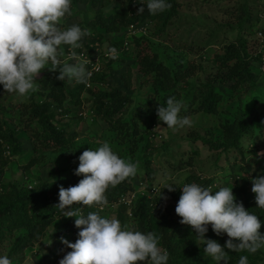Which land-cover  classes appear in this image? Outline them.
Wrapping results in <instances>:
<instances>
[{"label": "trees", "instance_id": "1", "mask_svg": "<svg viewBox=\"0 0 264 264\" xmlns=\"http://www.w3.org/2000/svg\"><path fill=\"white\" fill-rule=\"evenodd\" d=\"M108 1L113 5V11L109 13L104 11L107 5L104 6L101 0H72L71 3V6H74L77 3L86 4L89 2L91 7L96 9L93 18L87 23L96 29L93 30L95 36L92 40L84 36L80 42L81 47L74 50L79 57L81 55V60L82 57H85L90 62L87 63L86 69L91 70V76L86 83H77L75 80L70 83L66 79L58 80L56 79L58 71H49L46 68L39 76L34 77L36 90L27 97L8 93L0 86V177L12 160L25 153L19 133L25 135L32 145L31 158L22 168L25 176L29 174L31 168L37 166L39 162L42 163L40 158L44 152L64 151L69 153V159H73L76 156V151H82L83 147L75 144L80 134L77 131H70L69 127L76 123L75 121H83L84 113L82 111L85 109L81 108V96L86 93L88 95L86 102L90 103L87 110L92 116L90 123L96 126L99 123V127H101L99 138L107 140L118 156L126 158L130 162L139 161L148 175V178L141 179L151 180L150 162L145 154L150 148L152 149L150 137H156L153 132L156 120H158L156 109L164 104L167 97L175 96L184 105L180 116L188 118L194 114H198L201 118L219 116L218 121H213L208 127L213 130H206L203 135L195 130L189 131L187 139L193 142L199 141L218 155L238 154L240 158L238 169L231 168V172H234L231 173L232 176H229V173L225 176H229L235 202L242 204L245 210L257 215L258 220L261 221L258 231L264 233V210L256 208L254 194L251 192V180L264 175V171H259L253 177L246 174L248 171L243 165L245 155L241 146L245 137L253 136V122H258L259 119L263 120L264 111L261 113L253 111L248 118L241 106L235 109L229 107L222 117L219 106L224 102L216 89L218 80L221 83H229L230 88L236 90L245 83L255 84L261 74L252 71V67L255 64L258 69L262 65L261 61H264V45L260 43L261 39L258 37L259 34L264 37V27H259V11L255 9L252 0H199L197 3L194 0H188L198 7L217 4L215 8L226 15V20L234 18L235 23L234 25L229 22L216 23L214 19L207 20V14L198 13L199 24L191 22L188 24V28L186 26L183 29L187 28L185 31L188 32L191 28L201 24L200 30L196 29L198 43L191 41L183 48V45L181 47L178 45L177 39L173 40L172 44L176 46L175 48L180 49L176 52L182 54L177 61V66H170L165 60L163 52L157 50L161 44H152V41L156 38L160 43L166 41L170 25H174V27L185 25V23L179 25L175 23V20L182 19L178 0H167L171 7L156 15L149 14L146 8L143 12L137 13L138 8L144 7L138 3L139 0L138 2L137 0ZM225 3L226 5H224ZM107 8L106 10H108ZM63 26L60 21V27L63 28ZM78 26L82 30H86L83 22ZM138 27L144 28L145 34L131 41L135 49L131 54L130 52L128 54L133 58L143 82L149 83L151 86V93L145 95L146 101L142 104L145 109L143 112L145 118H141L135 112L134 105H139V103H136L125 89L130 84L129 71L122 75L124 78L122 87L112 84L108 78L112 74V62L116 59L105 55L107 62L102 64L99 61L98 69H92L94 57H91V52L94 49L92 44L102 45L104 40L108 42V47H115L117 52L122 51L127 54L126 45L122 39L107 40L103 35L118 33L121 28L136 29ZM229 32L237 33L233 40L221 37L223 39L219 41V35ZM192 42L197 43L196 48ZM143 43L145 46L138 49ZM210 46H213V49ZM208 52L211 54L208 55ZM200 53L203 57L206 56V59L209 57L208 59L213 63L216 72L199 81H187L195 74V68L203 70L199 65L195 67L193 63L183 61L182 58L188 54ZM58 58L60 60L62 58L60 52ZM73 61L72 59L61 60L62 63H72ZM263 74L264 72H262ZM179 82L182 85L186 84L187 89L182 91L183 93H181L180 86L177 85ZM15 95H17V102L12 103L11 100L16 97ZM227 103L226 101L225 104ZM129 107L131 110L127 112ZM75 108L79 111L77 115L71 117L72 124L66 120L61 121L62 118L66 119L73 113ZM13 124L16 125V128L12 126ZM215 126L217 131H214ZM263 140L264 137L261 138L260 135L253 139L254 143ZM100 146L101 144H97L96 148ZM163 147L166 148L167 145L162 144L161 148ZM89 148L92 149V145ZM139 153L141 154L139 155ZM236 160L234 158L233 162H237ZM73 166V164L67 168H60L58 165L50 166L47 170L48 179L56 176L54 180L37 178L34 185L22 187H18L16 181L10 180L0 185V241L14 236L12 242L8 243V257H15L25 247L31 246L34 240L42 239L47 228L53 223L55 215L62 212L56 207L59 202L58 188L67 189L70 186H75L83 178V176L74 175ZM71 170L73 173L69 177H60L62 173L66 174ZM213 181V177L202 178L190 175L186 177L184 184L197 183L216 191L219 188H216ZM163 188L156 189L150 186L149 193L153 195L151 200L137 199L130 206L129 217L126 212L127 207L119 203L121 197H125L135 190L132 179L129 177L116 186L106 189L105 196L108 201L106 205L117 206L116 216L121 225L125 226L126 222H131L130 227H126L127 229L144 233L149 231L158 233L161 237L159 245L169 254L167 264H215L210 257L203 253V246L195 239V233L190 226L181 225L180 217L174 213V205L181 194L180 189L175 188L173 191H168ZM103 206L93 204L72 207H80L83 214L92 211L102 216L100 207ZM79 231L80 229L74 226V218H70L60 223L49 235V238L56 240L67 233L77 234ZM205 238L215 240L221 245L222 250L229 256L228 264H236L240 255H247L249 264H264V249L253 254L228 250L223 247L225 241L229 239L227 235L224 233L219 236L215 235L210 225ZM137 264H141V262H137ZM220 264H223V261Z\"/></svg>", "mask_w": 264, "mask_h": 264}, {"label": "clouds", "instance_id": "2", "mask_svg": "<svg viewBox=\"0 0 264 264\" xmlns=\"http://www.w3.org/2000/svg\"><path fill=\"white\" fill-rule=\"evenodd\" d=\"M71 3L72 0H0V86L6 92L27 97L36 90L34 77L46 68L58 71L56 79L61 81L68 78L86 83L90 78V69H86L89 60L85 57L81 60V55L74 51L81 47L80 41L87 31L75 24L67 28L59 26L62 18L70 14ZM138 3L144 7L138 8L137 13L146 8L151 15L171 7L167 0H139ZM62 45L69 46L68 59L74 63H62L58 58ZM107 55L116 59L118 52L115 47H108ZM92 64L98 66L96 61ZM183 107L175 96L167 97L156 109L158 120L170 129L189 125V118L180 116ZM261 155L264 153H257L256 158ZM77 159L74 175L83 178L75 186L58 188L56 207L64 212L62 216L73 217L74 226L80 231L74 243L61 238V243L70 251L58 264H167L169 254L159 245L158 233L129 230L115 217L106 218L92 211L83 214L80 207H72L106 205V189L134 176L137 164L118 156L108 142L95 150L83 151ZM251 184L256 208L264 210V175L252 179ZM175 188L168 184L163 189ZM231 188L225 186L213 191L197 183H185L179 187L181 194L174 208L180 217L179 223L190 226L195 239L203 246V253L215 264L221 261L228 264L229 256L219 243L205 238L209 225L215 235H227L229 239L223 247L228 250L253 254L264 249V233L258 231L261 221L235 202ZM132 194L136 196L129 205L119 201L127 207L129 217L130 206L140 198L135 190L125 197ZM152 196L149 193L145 200H151ZM0 264H12V261L0 255ZM236 264H249L248 256L240 255Z\"/></svg>", "mask_w": 264, "mask_h": 264}, {"label": "rangeland", "instance_id": "3", "mask_svg": "<svg viewBox=\"0 0 264 264\" xmlns=\"http://www.w3.org/2000/svg\"><path fill=\"white\" fill-rule=\"evenodd\" d=\"M179 2V12L181 14L182 19L179 21L178 19L175 20L176 24L185 23V25H179L178 27H174L170 25L168 30V38L166 41L160 43L159 39L156 38L152 41V44L158 43L161 44L157 47L158 51L163 52L165 60L170 66H177V61L180 59L182 54H179L176 51H179V48H175L172 43L174 39H177L178 45L185 48L187 43L194 41L197 42V30H200V26L191 28L188 32L185 30L188 28V24L191 22H195L199 24L197 17H200L199 14H207V20L214 19L216 23L220 22H229V24L234 25V18H231L229 21L226 20V15L222 14L217 6H207L205 7H198L194 3L188 0H178ZM196 3L199 0H194ZM251 1V0H249ZM104 6L107 5V9L104 8L106 13L113 11V5L108 0H101ZM252 4H254L255 9L259 11V27H264V0H252ZM199 4V3H198ZM226 5V3L224 4ZM223 5V6H224ZM257 5V6H256ZM96 11L95 8H92L90 3L87 2L86 4L77 3L74 6H70V14H66L61 23L64 25L63 28H67L71 25H78L79 23L83 22L86 27L87 34L85 35L87 39L92 40L95 36L94 28L87 23L93 18V14ZM180 17V16H179ZM177 21V22H176ZM179 21V22H178ZM60 26V25H59ZM187 28L183 30L185 27ZM171 31L173 32L171 34ZM145 34L144 28H129L119 29L118 33L115 34H105L104 39H122L123 43L126 45L125 54L122 51H118V57L114 62H112L111 70L112 74L109 81L112 84L118 85L122 87L123 84V73L129 71L130 77V84L125 88L127 93L133 97L136 103L139 105H134V110L136 113L139 114L141 118H145L144 107L142 104L145 103V97L151 93V86L149 83L143 82L142 76L138 73L136 65L134 63L133 58L130 56L132 50L135 49V46L131 41H133L136 37ZM236 32H229L225 35H219V41L223 38L227 37L226 40H233ZM84 36L82 37L81 41L83 40ZM80 41V42H81ZM131 42V43H130ZM193 43L194 47L196 48V44ZM186 43V44H185ZM94 49L91 52V57H94V61L99 63L101 61L102 64L107 62V48L108 42L106 40L103 41L102 45L97 43L92 44ZM145 46L143 43L142 46ZM177 46V47H179ZM213 49V46H210ZM66 51V52H65ZM213 51V50H212ZM130 52V54H128ZM60 53L62 54L61 60L67 61L69 55V46L62 45L60 49ZM209 53V52H208ZM209 53L208 55H210ZM209 58V57H208ZM206 59V56L203 57L200 54L195 55H185L182 58L183 61H189L193 63L195 67L198 65L203 71L198 70L195 68V74L188 79L187 81H199L202 80L204 77L211 73L216 72V68L213 67V63L211 60ZM102 59V60H101ZM73 61L72 63H74ZM262 65L258 69H256V65L254 64L252 67V71L255 73L260 74L258 79L255 81V84L252 83H245L242 86L238 87L236 90L230 88L229 83H221L220 80L216 81V89L219 94H221L223 98L224 104H220L219 110L221 112L222 117L225 115L224 112L229 109V107L235 109L241 106L242 110L245 114L248 115L253 111L256 112H263L264 111V61H261ZM45 69H43L44 71ZM42 70L37 74L38 76L41 74ZM127 77V74H126ZM67 82L72 80L65 78ZM180 86L181 93L187 89L186 84L182 85L181 82L177 84ZM146 95V96H145ZM13 97L11 102H17V95ZM88 95L86 93L82 94L81 100L82 105L81 108H84L82 112L83 114V121H75L76 123L72 124V118L78 114V109H73V113H71L66 119L62 118L61 121H67L68 123L72 124L69 127L70 131H77L80 136L76 139L75 144L79 145L82 148V151H76V156L73 159H69V153L64 151L58 152H44L43 156L40 158L41 162L37 166H34L30 169L29 174L27 176L24 175L22 168L26 165L28 160L31 158V147L32 145L27 140L26 136L19 133L20 141L22 142L23 148L25 149V153L18 157L17 159L12 160L9 165L3 170L2 176L0 177V185L2 183H6L10 180L16 181L18 187H22L25 185H34L37 182V178H44L48 179L47 170L50 166L58 165L60 168H67L69 165H74L72 168L76 169L78 167V157L79 155L85 151L87 148L92 145V150L96 149L97 144H102L103 142H107V140H103L99 138V129L101 127L99 123L93 125L90 123V114L87 108L89 107L90 103L86 102V98ZM20 99V98H19ZM228 102L225 104V102ZM231 105V106H230ZM131 110V107L127 109V112ZM82 115V114H81ZM183 117V115H182ZM218 115L215 116H204L201 118L198 114H194L192 117H189L190 124L184 127L170 129L167 128L161 121L156 120L157 123L153 128V132L156 137H150V144L151 148L146 152L147 159L150 162V171L152 177L151 180H142L148 178V175L144 171V166L139 162L135 161L134 163L137 164V173L131 177L132 184L135 188L136 194L140 196L143 200L149 195V187L152 186L156 189L161 187H165L168 184H171L173 187H181L186 177L190 175L200 176L202 178H210L213 177L216 188L220 187H231L229 176H232L231 168L233 170H237L240 164V158L238 154L235 153H228L220 154L210 151L206 148L203 144L199 141L193 142L187 139V133L189 131L195 130L198 131L200 135H203L206 130H213L208 128L213 121H218ZM264 118V117H263ZM258 122H253V136L245 137L242 142L241 146L244 149L245 161L243 165L246 167L247 171L246 174L250 177L256 175L259 171H264V155H261L258 159L257 153H264V140L262 142L256 141L254 143V137H258L259 135L261 138L264 137V119L257 120ZM204 124V126H202ZM16 128V125H12ZM216 126H215V130ZM258 134V135H256ZM170 138V139H169ZM103 140V141H102ZM162 144H166V148H161ZM165 149V150H164ZM141 153H139L140 155ZM251 157V158H250ZM234 158H236L237 162H233ZM72 170L68 173L61 174V178L69 177L72 174ZM229 173V176H225ZM231 174V175H230ZM56 176L52 177L48 180H54ZM147 181V182H146ZM232 182V179H231ZM34 183V184H33ZM167 190V189H166ZM156 192V191H155ZM175 206V205H174ZM117 206L113 205L112 207L103 206L102 209L100 208L101 212L103 213L102 216L106 218H112L116 216ZM175 213V212H174ZM64 212L62 211L59 215H55L53 218V223L47 228L44 236L40 240H34L31 246L25 247L23 250L18 252L15 257L10 256L8 257L7 253L9 250V244L14 239V236L10 238H6L5 240L0 241V255L7 256L11 261L12 264H58L59 260L63 258L67 252L70 251L65 245L61 243V238L68 241L69 243H74L77 239V234L67 233L56 240H52L49 238V235L55 230V228L62 222L67 221L68 219H72L73 217H64ZM131 222H126L125 226L129 228ZM16 232L14 233V235ZM25 234V232H24ZM8 235V234H7Z\"/></svg>", "mask_w": 264, "mask_h": 264}, {"label": "built area", "instance_id": "4", "mask_svg": "<svg viewBox=\"0 0 264 264\" xmlns=\"http://www.w3.org/2000/svg\"><path fill=\"white\" fill-rule=\"evenodd\" d=\"M258 37L261 39L260 40V43L261 44H263L264 45V37H262L260 34L258 35ZM98 69V67L94 64L93 66H92V69ZM89 71H91V70H89ZM136 196V195H135ZM135 196H134V194H132L130 197H128V198H126V197H123V198H121V202L122 203H124V204H127V205H129L131 202H132V200L135 198Z\"/></svg>", "mask_w": 264, "mask_h": 264}]
</instances>
